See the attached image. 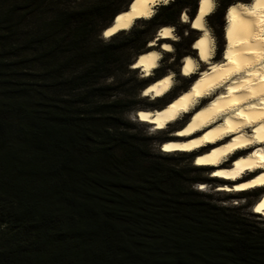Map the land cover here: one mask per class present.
I'll list each match as a JSON object with an SVG mask.
<instances>
[{
    "label": "trees",
    "instance_id": "obj_1",
    "mask_svg": "<svg viewBox=\"0 0 264 264\" xmlns=\"http://www.w3.org/2000/svg\"><path fill=\"white\" fill-rule=\"evenodd\" d=\"M98 1L0 0V264H264V232L212 204L204 180L151 158L123 119L128 104L100 83L117 66L137 73L127 49L182 11L192 20L199 0L160 7L121 47L124 32L96 44L92 35L133 0ZM219 2L222 40L235 2Z\"/></svg>",
    "mask_w": 264,
    "mask_h": 264
},
{
    "label": "bare ground",
    "instance_id": "obj_2",
    "mask_svg": "<svg viewBox=\"0 0 264 264\" xmlns=\"http://www.w3.org/2000/svg\"><path fill=\"white\" fill-rule=\"evenodd\" d=\"M171 1L167 0V3L164 0H156L155 3L152 0L131 1L127 10L120 13L112 25L104 30L102 38L108 40L118 33L130 31L136 22L150 20L156 7L166 6ZM214 6V0L210 9L208 5L202 4V0H199L196 15L192 20L186 13H182L180 17L183 24L188 23L193 32L199 34L192 44L195 55H186L182 59L181 76L188 80L198 75L197 80L189 89L174 97L160 109H140L135 116L144 127L156 125L154 129L159 133L169 124L174 123L178 117H182L181 115L195 110L200 100L218 93L210 106L197 109L183 129L177 130L176 134L166 136L168 140L159 146L160 151L165 155L177 153L188 155L196 154L198 151L199 154L194 160L195 167L212 168L213 175L221 173V175H214L217 178L214 180L216 182L232 184L229 181H236L231 186L227 185L226 189L221 188L220 191L238 194L258 189V192L263 193L264 160L261 157L264 156V0H252L250 3L235 2L228 6L224 27L225 48L221 62L213 59V37L205 24V20L212 15ZM184 17H187V20ZM197 21L202 27H193ZM113 29L115 31H111ZM165 29L171 30V35H161ZM110 31L111 35H105ZM157 36L155 43H159L158 46L151 44L147 51L137 57L131 67L133 70H141L145 74L143 77L145 80L150 79L152 73L161 64L160 59H163L161 52L171 53V42L175 41L176 35L171 27L164 26L158 30ZM202 40L204 44L196 47L195 45ZM186 67L191 68L187 74H185ZM165 81L167 83H164ZM173 87L174 80L171 74H166L145 87L142 98L151 97L156 102L157 99L164 97V100ZM150 89L152 91H149ZM157 92L160 95H157ZM183 124L184 122H179L177 128ZM196 132L199 135L193 137ZM245 150L248 151L247 156L235 161L233 167L224 163L234 152ZM253 153L256 154L253 155ZM254 169L260 171L256 172L259 177L242 179L246 172L253 173ZM239 180L242 181L238 182ZM253 181L256 183L253 184ZM244 184L251 186L241 188L240 185ZM200 185L204 186V184ZM262 201L264 198L254 205V209ZM255 213L264 215V209Z\"/></svg>",
    "mask_w": 264,
    "mask_h": 264
},
{
    "label": "rangeland",
    "instance_id": "obj_3",
    "mask_svg": "<svg viewBox=\"0 0 264 264\" xmlns=\"http://www.w3.org/2000/svg\"><path fill=\"white\" fill-rule=\"evenodd\" d=\"M236 1L237 0H229V2H231V3L236 2ZM251 1L252 0H241L240 3H243V2L250 3ZM75 3L78 7L84 9V8H92V7L97 6L99 4V1L98 0H75ZM214 3H215V6H214L213 13L210 17H208L205 20V24H206L208 30L210 29L209 33H210L211 37H213L212 38L213 39V47H214L213 59L218 58V60L214 59V61L221 62L222 57H223L224 48H225L224 27L226 24L225 16L227 13L228 6H227V8L225 7V9H224V17H223V20L221 21L223 39L219 40L216 38V30L214 28H212V26L214 24V15H216V13L222 11V9L224 8V4L222 2H219V0H214ZM121 4L122 3H120L119 5H121ZM160 7H162V5L155 8L154 14L157 12V10ZM188 12L189 11H182L181 13L187 14ZM110 22H111L110 16H108L105 19L98 21L96 29L92 35V43L93 44H96L98 35H100L99 39H102L103 42H107L109 40V39L108 40L103 39L102 35L99 32L103 26L107 25ZM146 24H147V21H145V20L138 21L135 24L136 26L134 25V27L130 31H135L136 33L146 32L147 31ZM160 27L162 28L164 26H159L157 29L152 30V31H148L147 33H145L144 38H145L146 42H141V43L135 45L136 47L131 48V49L130 48L127 49L125 54L128 56L130 62H135V60L138 57L137 55L139 53L147 51L151 44H157V46H158L159 43H155V42L158 38L157 34H158V30L160 29ZM169 27L172 28L174 35H176L175 41L171 42L172 51L170 54L161 52V54H162L161 58H163V59H160L161 64H159L158 69L152 73L153 75L150 76L151 79L148 80L147 82H144V83H146V85L147 84L149 85V83L152 81V77H154V75L156 77H154L153 80H155V78H157L158 76L171 74V76L174 80V87L171 89V91L168 94H166L164 100H163L164 97L159 98L162 100L156 101V102L151 97L144 98V99L142 98L145 90H142L143 92H142V94H140V91H139L141 89L140 81L142 80L143 77H145V74L141 70H137V73H127L122 67L117 66L115 68H112L111 75L109 77L105 78L104 80H102L100 83L103 84L104 86H109V94L111 95L110 100L122 99L128 104L129 109L127 112L124 113L123 119L128 120L131 123V125H130L131 133L134 134L138 139L143 140L147 144L148 149L150 150V155H151L150 157L151 158L158 160V162L164 168H170V169H175L178 171L188 172L190 178L204 180L202 182V183H204V186L200 185L198 187V189L202 193L207 194L209 196V200L212 204H215V205L222 207L226 210H230V211H233V212L239 214L241 217H243L249 223L250 226H253V227L257 228L258 230H261L264 232V217L261 215H259L258 218L255 217L254 205L257 204L259 200H261V199H259L260 192L257 191L258 189L256 191H251V192H248L245 194H242V193L236 194V193H232V192L230 193V192L220 191L222 186L227 185V184H223V183H219V182L214 181L213 179L217 180V178L214 177V175L211 176V174L209 175L203 171L193 169V167H195L194 166V163H195L194 157H196L197 154L190 153L193 155V157L190 156L189 154L188 155L187 154L181 155L182 153H177V154L165 156V154H163L159 148V146L164 141L168 140L167 138H165L166 136L176 134L177 130L183 129L187 125V123L192 118V115L197 111L199 106H200V108H202V106H204V108L207 106H210V104L213 102V100H215V98L218 96V93H216L212 97L200 100V104H198V106H197V108H195V110L193 109L188 114L186 113V114L181 115L182 117H178V119H176V121H174V123L169 124L167 126V128H165L164 130H162L159 133H157V131H155V129L150 128L148 125L145 127L142 126L143 123L139 122L135 116L136 112L140 109H148V110L160 109L161 107H163L164 105L169 103L174 97H176L177 95L182 93V91L184 92V91H186L185 89H189V87L199 77L198 75H195V76H193L194 78L185 80L181 76V66H182V59H183L182 56L185 53H190V54L195 55V52L192 50L193 45L188 49L186 47V43L184 40L187 37V33H189L190 31L193 32V30L191 29V27L188 23L183 24L181 22L180 18H179L176 26L169 25ZM130 31L124 32L123 35H120L116 39L114 46L115 47H119V46L121 47L122 45L123 46L130 45L131 43H127L124 40V38L128 37V35L131 33ZM181 32H183V37H180ZM192 34H193L194 38H196V39L199 36V34L196 32H193ZM131 38H133V37H131ZM130 40H133V39H130ZM148 40H149V42L147 43ZM172 43H173V45H172ZM156 81H154V82H156ZM179 122H184V124L177 128V124ZM201 152H202V150L200 151V153ZM247 152H248L247 150L236 151V153L234 152L232 155L233 156L237 155V157L243 158V157L247 156ZM192 158H193V160H192ZM237 160H240V159H237ZM224 163H226V161ZM227 166L233 167V166H230V163H229V165L227 164ZM210 169H212V168H210ZM256 176L259 177V174L257 175L256 171H254L253 173L246 172L245 175H243L242 179L244 180L245 178L247 179L248 177H252V179H255ZM210 179H212L213 181H211ZM218 179H221V178H218ZM240 181H242V180H239L238 182H240ZM228 186H230V185H228ZM226 188H227V186H226ZM194 189H195V187H194Z\"/></svg>",
    "mask_w": 264,
    "mask_h": 264
},
{
    "label": "snow or ice",
    "instance_id": "obj_4",
    "mask_svg": "<svg viewBox=\"0 0 264 264\" xmlns=\"http://www.w3.org/2000/svg\"><path fill=\"white\" fill-rule=\"evenodd\" d=\"M153 3L156 2V0H152ZM165 3H167V0H164ZM202 4L203 5H208L209 6V9L211 7V4H212V0H202ZM204 11V9L202 8V12ZM185 20H187V17H184ZM193 27H202V25L199 23V21H197V23H194L193 24ZM111 31H115V29L111 30ZM111 31L108 32V33H105V35H111ZM161 35H164V36H169L171 35V30H168V29H165ZM204 44V41H200L199 44L195 45L196 47H201V45ZM165 47H168L167 45H165ZM202 56H203V53H202ZM189 64H191V61H189ZM215 70V69H214ZM191 71V68L190 67H186V70H185V74H187V72ZM164 83H167V81H165ZM149 91H152V89H150ZM145 95H147V93H145ZM157 95H160L159 92H157ZM197 95H199V93H197ZM238 115H240V113H238ZM257 131H259V129H257ZM183 134V133H181ZM240 147H243V145H238ZM229 150H231V145H229ZM256 153H253V155H255ZM262 160H264V156L261 157ZM199 163V161H198ZM214 175H221V173H214ZM253 184L256 183V181H253L252 182ZM251 185H248V184H244V185H240L241 188H247V187H250ZM262 209H264V201L261 202V204L259 206H257L255 208V211L256 212H260Z\"/></svg>",
    "mask_w": 264,
    "mask_h": 264
},
{
    "label": "water",
    "instance_id": "obj_5",
    "mask_svg": "<svg viewBox=\"0 0 264 264\" xmlns=\"http://www.w3.org/2000/svg\"><path fill=\"white\" fill-rule=\"evenodd\" d=\"M120 13H118V14H116L114 17H113V19H112V21H111V24L109 25V27L112 25V23L114 22V20H115V18L119 15ZM109 27H107V28H109ZM106 28V29H107ZM106 29H104V30H106ZM104 32V31H103ZM103 34V33H102Z\"/></svg>",
    "mask_w": 264,
    "mask_h": 264
},
{
    "label": "clouds",
    "instance_id": "obj_6",
    "mask_svg": "<svg viewBox=\"0 0 264 264\" xmlns=\"http://www.w3.org/2000/svg\"><path fill=\"white\" fill-rule=\"evenodd\" d=\"M195 158V157H194Z\"/></svg>",
    "mask_w": 264,
    "mask_h": 264
}]
</instances>
